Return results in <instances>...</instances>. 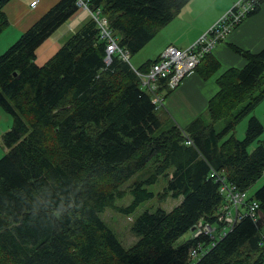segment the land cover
Here are the masks:
<instances>
[{"label":"trees","instance_id":"1","mask_svg":"<svg viewBox=\"0 0 264 264\" xmlns=\"http://www.w3.org/2000/svg\"><path fill=\"white\" fill-rule=\"evenodd\" d=\"M10 1L0 0V34L9 25L4 7ZM83 1L106 18L132 56L191 0ZM81 7L78 0H60L0 54V106L14 119L0 158V264H264V184L249 195L264 173V141L250 151L264 125L251 116L245 137L234 133L264 97V88L254 96L264 85V48L232 44L247 63L218 78L219 91L207 107L210 121L199 116L182 127L156 107L118 52L108 61L109 40L94 18L37 64L39 46ZM155 61L138 69L149 72ZM220 65L210 52L196 70L209 78ZM165 82L159 89L168 96L173 90ZM224 118L226 126L217 130ZM150 162V177L131 185L133 202L117 206L124 195L119 186ZM214 171L225 172L247 195L243 217L232 227L218 217L222 183ZM161 177L167 180L161 194L182 197L181 203L140 214L132 224L137 241L125 247L100 213L108 206L134 212L156 195L145 184ZM254 201L255 217L249 214ZM200 220L215 227L213 237L194 236ZM190 230L192 237L177 243Z\"/></svg>","mask_w":264,"mask_h":264},{"label":"crops","instance_id":"2","mask_svg":"<svg viewBox=\"0 0 264 264\" xmlns=\"http://www.w3.org/2000/svg\"><path fill=\"white\" fill-rule=\"evenodd\" d=\"M33 1H38L32 6ZM60 0H11L5 7L9 25L4 30V35L0 36V50L6 45L18 39L36 21H38L47 11H49ZM210 7L203 0L192 1L186 5V12L193 13L195 19L190 24L195 25V30L187 32L182 42L187 48L202 36L208 29L231 7L234 2H227L222 6L213 0ZM217 5V6H216ZM190 6V7H188ZM216 6V7H215ZM194 9L197 11L194 12ZM221 9V10H220ZM90 10H81L72 20L59 26L51 36L37 49L38 52L49 45L48 56L67 42V40L78 31L84 23L90 20ZM187 24V23H185ZM232 44L238 47L259 52L264 48V2L259 11L246 18L236 27L226 38L220 41L211 53L220 62L219 70L209 78H203L197 70L186 75L180 85L167 96L164 110H166L180 126H187L195 118L207 113V107L211 98L219 91L218 78L229 68H242L247 60L236 53ZM166 45L159 50L158 56L168 47ZM178 47V46H177ZM47 56V57H48ZM154 60V59H153ZM205 112V113H204ZM209 115V114H208Z\"/></svg>","mask_w":264,"mask_h":264},{"label":"rangeland","instance_id":"3","mask_svg":"<svg viewBox=\"0 0 264 264\" xmlns=\"http://www.w3.org/2000/svg\"><path fill=\"white\" fill-rule=\"evenodd\" d=\"M192 1L197 0H191L188 5ZM218 4L224 6L227 2H234L231 7L206 31L202 36H200L195 42L199 41L205 34L209 33L210 30L218 24L219 21L222 20V18L230 11L232 10L236 4L241 0H215ZM207 3V5L210 7L213 5V0H203V3ZM216 5V6H217ZM215 6V7H216ZM190 7V6H188ZM81 10H84L83 7L80 8ZM80 10V11H81ZM88 10V9H87ZM90 10V9H89ZM221 10V9H220ZM186 8H182V10L176 14L174 19L167 24L142 50H140L137 54L132 55L128 59H123L124 61L128 62L135 70L136 72L145 73L138 69L141 65L146 63L149 60H153L158 56V52L162 47L166 45H175L178 47H186L182 39L184 35L189 31L195 30V25L190 24L194 21L195 16L193 13L186 12ZM197 10L194 9V12ZM90 13V17H93V12L88 11ZM187 23V24H185ZM5 31H3L0 36L4 35ZM230 34V33H229ZM226 38L228 37V35ZM212 34H210L208 37L211 38ZM226 38L224 40H226ZM17 39L13 40L12 42L8 43L5 47V49L0 50V54L3 53L10 45H12ZM167 48V47H166ZM50 50V46L47 45L43 47L38 52V65H44L57 51H54L50 56H48V52ZM165 51V50H164ZM163 51V52H164ZM48 56V57H47ZM37 62V59H36ZM140 77V76H139ZM263 84V83H262ZM261 84V85H262ZM262 88H264V85H262L261 89L256 90L254 93V96H258L261 92ZM250 100H247L245 102H242L238 110L243 109L245 106L249 104ZM164 110V109H163ZM205 113V112H204ZM251 116H256L259 118V120L264 125V97L260 99L252 109V111L247 114L243 119L240 120V122L237 124L236 129L234 131L235 136L238 139H243L246 134L248 121ZM205 121H210V117L208 115V112L203 115ZM227 119H221L215 123V127L217 130H221L226 126ZM13 116L5 111L3 107L0 106V158L5 154L7 151V148L4 146L3 143V135L11 129L13 126ZM264 141V132L262 135L251 145L250 151L253 150L259 143ZM154 164L151 162L143 169L142 171L136 173L133 177H131L128 181L124 182L119 186V188L124 191V195L121 197H117L115 200V204L117 206L127 207L129 206L133 200L134 195L131 193V185H133L136 182H143L147 180L150 175L153 173ZM167 184V180L164 177H161L158 182L155 184H145V187H147L150 191H153L156 195L154 198H151L149 200H146L142 202L134 212L127 214L125 212L119 211L118 209L108 206L103 212L100 213L101 218L107 223V225L116 233L119 240L122 242V244L125 247H130L137 241V236L132 231V224L135 218H137L140 214H142L146 210H156L158 207H162L165 210H171L175 206L181 203L182 197L174 198L169 195H163L161 194L164 190V187ZM264 184V173L262 177L251 187L249 191V195H252L258 188H260ZM224 201V199H223ZM222 201V202H223ZM222 205H220L219 209ZM192 231H188L185 233L177 243H182L184 241L189 240L192 237Z\"/></svg>","mask_w":264,"mask_h":264},{"label":"built area","instance_id":"4","mask_svg":"<svg viewBox=\"0 0 264 264\" xmlns=\"http://www.w3.org/2000/svg\"><path fill=\"white\" fill-rule=\"evenodd\" d=\"M38 1H33L32 6H35ZM264 0H241L236 6L230 10L221 21L218 22L209 33L205 34L199 41L193 43L187 48H179L175 45H169L165 51L152 64L149 72L137 74L140 76L143 84L148 88L152 94V100L158 109H163L167 100L166 89L160 90V80H166V85L169 89L174 90L184 80L186 75L195 71L202 59L207 53H210L213 48L222 40L227 34L231 33L238 27L250 14L254 13L258 7H261ZM78 5L84 9H88V5L83 0H78ZM92 12V11H91ZM95 20L98 21L102 27L104 36L109 40L107 51L108 57L113 53H119L122 59H128L131 54L128 50L122 48L118 43L112 31H109L108 22L106 18H101L98 13H92ZM212 34L211 38L208 36ZM212 176L216 177L221 183L220 193L224 201L219 212V220L228 222L231 227L238 219L243 217L240 209V204L245 202L247 198L246 193L236 189V186L227 182L225 172H212ZM259 205L257 202H252L250 205V212L255 217ZM234 210V212H233ZM258 212V211H257ZM260 214H258L259 217ZM258 217L256 219H258ZM216 231L211 223L200 220L194 236L204 234L213 237V232ZM198 252L193 250L191 255L197 256Z\"/></svg>","mask_w":264,"mask_h":264},{"label":"water","instance_id":"5","mask_svg":"<svg viewBox=\"0 0 264 264\" xmlns=\"http://www.w3.org/2000/svg\"><path fill=\"white\" fill-rule=\"evenodd\" d=\"M111 57H108V61H110Z\"/></svg>","mask_w":264,"mask_h":264}]
</instances>
